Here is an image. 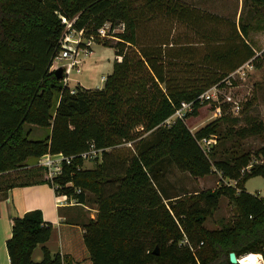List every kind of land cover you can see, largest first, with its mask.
<instances>
[{
    "label": "trees",
    "instance_id": "16d2710c",
    "mask_svg": "<svg viewBox=\"0 0 264 264\" xmlns=\"http://www.w3.org/2000/svg\"><path fill=\"white\" fill-rule=\"evenodd\" d=\"M243 1L254 13L264 8V0ZM59 14H78L75 24L86 23L87 31L124 23L113 45L121 59L102 86L70 87L50 68L60 48ZM249 28L184 0H0V191L52 185L38 157L76 154L53 182L55 190L96 204L95 216L82 223L92 264H236L230 251L264 258V195L244 187L247 178L264 176V161L250 163L237 145L264 132V121L237 124L227 102L219 104L220 117L194 132L184 120L207 101L199 100L203 90L223 85L245 62L259 65ZM181 101H192L191 110L169 121ZM35 128L47 130L33 136ZM211 135L216 142L205 151L199 140ZM90 143L102 148L101 157L85 167L77 154ZM253 154H264V145ZM172 165L193 176L219 170L232 182L170 191ZM222 196L235 219L208 228L204 221ZM51 230L38 208L14 216L7 264H72L42 244ZM38 244L42 255L34 259Z\"/></svg>",
    "mask_w": 264,
    "mask_h": 264
},
{
    "label": "rangeland",
    "instance_id": "374dc122",
    "mask_svg": "<svg viewBox=\"0 0 264 264\" xmlns=\"http://www.w3.org/2000/svg\"><path fill=\"white\" fill-rule=\"evenodd\" d=\"M190 4H194L205 10L235 18L238 22L250 23L248 38L254 49L259 54V65H243L239 71L234 73L232 78V85L227 88L231 91L233 97L239 100L241 109L237 115V124H249L253 120L262 119L264 121V8L260 7L259 12L254 13V7L248 2L243 0H184ZM159 24L154 22L150 26ZM163 23V20L160 22ZM183 30V28L181 29ZM180 30V31H181ZM116 39L109 37L102 41L96 42L92 45V50L87 53L80 52L78 57L79 63L73 66L70 72V78L67 84L70 87L75 86L77 83L88 86L98 87L102 86L104 80L101 76L106 77L112 70V64L115 57L113 45ZM58 60H54L57 63ZM64 61V60H63ZM78 68V69H77ZM208 100L203 102L197 109V112L185 117L184 120L189 129L194 132L197 128L204 125L215 118L221 116V110H218V102ZM191 110V108H189ZM187 109V110H189ZM175 114L168 120H172ZM227 126V124H223ZM47 128H35L32 132L33 136H41L45 133ZM230 141H228L229 143ZM237 145L242 148L244 154L249 156V161H264V154L254 155L253 152L264 145V132L259 134L248 135L244 138H239ZM239 147L236 153H239ZM30 162H35V159H30ZM37 162V160H36ZM95 165L94 160L84 161V166ZM232 182L229 178L222 176L219 170L204 175L193 176L186 170H180L175 165H172L166 175V185L170 191L194 190V189H210L215 186ZM244 187L247 191L264 195V176L257 174L246 179ZM2 192L0 191V194ZM90 207L96 206L95 203H86ZM88 211H92L88 209ZM94 212V216L96 211ZM235 209L229 202L228 198L222 196L218 207L212 212L210 216L204 221V225L208 228H216L221 226L224 222L233 221L235 219ZM74 231L78 232L81 237L82 233L80 227H72ZM79 246L77 252L72 253L73 259L81 254V247L86 250L83 240H76ZM69 253V252H68ZM261 254V252H258ZM239 256L238 258H241ZM41 258V257H40ZM39 258V259H40ZM261 262L264 264L263 256L260 257ZM76 264H92L89 257H80L75 260Z\"/></svg>",
    "mask_w": 264,
    "mask_h": 264
},
{
    "label": "built area",
    "instance_id": "2783aa9c",
    "mask_svg": "<svg viewBox=\"0 0 264 264\" xmlns=\"http://www.w3.org/2000/svg\"><path fill=\"white\" fill-rule=\"evenodd\" d=\"M59 16L61 22L63 23V29L59 38L60 48L54 56L50 68L54 69L58 66H61L64 75V82L67 83V80L70 78L69 74L72 71L73 66L80 61L78 54L80 52H90L92 50V45L96 42L102 41L109 37L117 38L114 34L115 32L122 31L124 29V23L121 22L112 26L111 22L105 21L95 29H89L90 31H87L88 28L86 27V23L80 26L75 24L78 19V14H75L72 17H67L63 14H59ZM115 57L117 59H121V55H115ZM54 60H58L57 63H55ZM243 65L251 64L249 62H245L237 69L231 71L224 78L223 85L216 83L203 90L199 94V100L201 102L205 100L218 102V110H221L219 105L221 102H227L230 105L231 113L233 115H237L241 109L240 102L233 97L231 91H228L227 88L232 85L234 73L239 71ZM105 78L106 77L101 76V79L105 80ZM191 104L192 101H181L180 106L174 112L175 116H183L187 109L191 108ZM199 142L203 149L208 151L210 146L216 142V138L212 135L205 136L200 138ZM101 151L102 148H98L94 146L93 143H90L86 150L79 152L77 155L80 156L84 161L94 160L100 159ZM75 155L76 154H65L62 151H46L38 157L37 163L46 168L47 176L50 180H52V186L54 190L57 187V183L53 182V177L60 174L63 170V164L69 163ZM79 190L80 189L76 187V191ZM55 193L56 205L81 203L71 194L57 190H55Z\"/></svg>",
    "mask_w": 264,
    "mask_h": 264
},
{
    "label": "crops",
    "instance_id": "0c3cea01",
    "mask_svg": "<svg viewBox=\"0 0 264 264\" xmlns=\"http://www.w3.org/2000/svg\"><path fill=\"white\" fill-rule=\"evenodd\" d=\"M55 196V190L48 182L13 186L0 194V264H7L9 261L6 240L11 233L12 218L34 208L40 209L44 220L52 223L50 237L42 243L51 253L58 252L62 258L69 257L72 264H76L75 260L80 257H89L87 248L83 250L82 246L81 254H76L77 258L73 259L72 253L78 250L76 240H83L85 227L82 223L88 217H94L93 211H96V208L86 203L56 205ZM75 226L80 227L81 237L73 230L72 227ZM42 244L34 248L32 253L34 259L41 257Z\"/></svg>",
    "mask_w": 264,
    "mask_h": 264
},
{
    "label": "bare ground",
    "instance_id": "6f19581e",
    "mask_svg": "<svg viewBox=\"0 0 264 264\" xmlns=\"http://www.w3.org/2000/svg\"><path fill=\"white\" fill-rule=\"evenodd\" d=\"M261 254L259 253H246L239 261L241 264L254 263V264H263L260 260Z\"/></svg>",
    "mask_w": 264,
    "mask_h": 264
},
{
    "label": "water",
    "instance_id": "95a60500",
    "mask_svg": "<svg viewBox=\"0 0 264 264\" xmlns=\"http://www.w3.org/2000/svg\"><path fill=\"white\" fill-rule=\"evenodd\" d=\"M53 72L56 74L57 77H61L62 76V67L61 66H58L56 68L53 69ZM154 252L157 253L158 250H157V246H155V249H154ZM261 256H262V253H261ZM229 260L232 262V263H236V264H241L240 261H239V258L236 256L235 252L234 251H230L229 252ZM247 264H254V263H247Z\"/></svg>",
    "mask_w": 264,
    "mask_h": 264
}]
</instances>
